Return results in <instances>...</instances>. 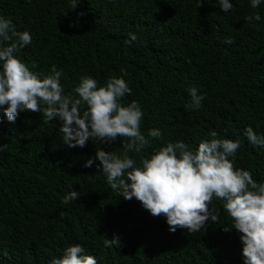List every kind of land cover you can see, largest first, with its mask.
Wrapping results in <instances>:
<instances>
[{
  "label": "trees",
  "instance_id": "obj_1",
  "mask_svg": "<svg viewBox=\"0 0 264 264\" xmlns=\"http://www.w3.org/2000/svg\"><path fill=\"white\" fill-rule=\"evenodd\" d=\"M232 3L235 10L223 13L217 0H81L75 9L70 0H0V15L31 32L32 44L18 55L32 70L63 69L66 93L84 75L103 85L127 69L132 93L122 102L140 103L142 131L162 130L153 149L177 140L196 148L214 129L241 140L235 166L264 182V149L244 136L248 126L264 133V21L246 19L264 17V5ZM129 33L138 36L132 45ZM191 86L205 95L199 110L188 107ZM0 120V145H7L0 152V264H50L75 243L98 264H244L240 233L223 230L230 223L223 211L206 231L173 233L163 215L115 193L95 165L84 167L99 148L123 155L128 138L72 148L62 121L45 122L42 112L25 110L9 122L0 110ZM70 188L81 195L64 204ZM114 234L121 246L106 247Z\"/></svg>",
  "mask_w": 264,
  "mask_h": 264
},
{
  "label": "clouds",
  "instance_id": "obj_2",
  "mask_svg": "<svg viewBox=\"0 0 264 264\" xmlns=\"http://www.w3.org/2000/svg\"><path fill=\"white\" fill-rule=\"evenodd\" d=\"M80 2L70 0L71 9ZM204 2L197 0V5ZM249 2L253 9L264 5V0ZM217 4L223 13L235 10L232 0H217ZM246 19L264 21L259 12ZM129 37L125 41L128 45L138 40L135 33H129ZM32 42L30 31L17 30L11 19L0 15V110L9 122L25 110L42 112L45 122L57 118L62 121V139L72 148H83L90 139L111 142L118 136L128 138L123 155L99 148L85 160L84 167L95 165L115 193L128 200L136 198L153 216L163 215L173 233L178 229H187L190 234L206 231L209 223H220L223 211L230 221L223 230L240 233L244 264H264V182L255 180L251 170L235 166L240 139L219 138L213 129L196 148L177 140L153 149V138L162 139V130L153 127L147 133L142 131L144 110L140 103L122 102L126 94L132 93L125 79L127 69L121 68L120 76L109 77L103 85L84 75L73 91L66 93L61 82L63 69L53 64L47 74L34 71L18 55ZM224 42L234 41L227 38ZM188 93V107L201 109L205 95L197 86L189 87ZM244 136L254 147L264 149V133L248 126ZM6 148V144L0 145V152ZM148 149L153 150L143 155ZM80 195L70 188L62 196V203L77 201ZM214 200H219L222 208ZM104 244L119 248L121 241L114 234L113 238H105ZM50 264H98V260L75 243L66 246Z\"/></svg>",
  "mask_w": 264,
  "mask_h": 264
}]
</instances>
